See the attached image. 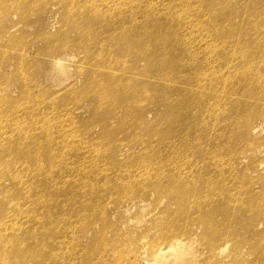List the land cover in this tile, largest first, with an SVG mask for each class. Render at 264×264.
Masks as SVG:
<instances>
[{"label":"rangeland","instance_id":"1","mask_svg":"<svg viewBox=\"0 0 264 264\" xmlns=\"http://www.w3.org/2000/svg\"><path fill=\"white\" fill-rule=\"evenodd\" d=\"M82 3L0 0V264L12 241L30 263L264 264L261 68L235 69L243 61L232 57L229 69H202L198 78L216 85L197 101L218 97L213 111L178 113L166 85H136L164 69L144 75L146 59L133 69L121 54L139 39L121 38L134 25L131 0ZM199 4L225 10L219 20L247 30V46L264 33V0H189L177 32L192 47L224 42L203 30L210 16L193 14ZM110 11L107 35L86 24ZM86 28L97 43L89 51Z\"/></svg>","mask_w":264,"mask_h":264},{"label":"bare ground","instance_id":"2","mask_svg":"<svg viewBox=\"0 0 264 264\" xmlns=\"http://www.w3.org/2000/svg\"><path fill=\"white\" fill-rule=\"evenodd\" d=\"M83 1L90 2L93 0H69V4L82 3ZM163 1L164 0H162V3ZM169 1L172 2V7H163L161 11L154 9L155 5H159L158 3L151 2L148 4L151 8H147L143 0H131V4L125 8L134 13L133 19L131 20L134 25H131L130 27H123L121 30V38L122 36L123 38H131L138 35L139 39L132 40L133 44L130 46H124L123 50H121V54H123V51L130 54L134 60V63L132 64L133 69H136L139 59H146L147 64L143 70L144 75H150L154 69H164L156 70L152 73L156 76V82L149 80L144 81L146 82L144 85L139 82L136 83V85L143 87L150 86V88L158 83H160V85H166L165 89L171 99L170 102L172 104V108H174V110L178 113L185 111L187 114L190 110L189 108H193L195 104L198 111H206L209 107L207 112H211L214 109V104L218 100V97L210 101H197L199 97L207 96L213 92L215 90L214 85H216V83H207L204 82V79L198 78V72L202 69L209 70L210 74L214 75L216 71L211 69H229L227 64L230 63L232 61V57H234L239 61H243V63L237 64L235 69H247V67H255L254 65H256L261 68L259 71L264 73V33L260 32V36L253 41L252 45L247 46V34H242L247 30L241 29L240 26H230L227 24L226 20H219L220 16H222L221 18L229 16L228 13L225 15V10L220 8L221 10H218L219 14L217 16L216 14L218 11H215L213 8H210L205 4L204 6L199 4L192 9L193 14L198 15L199 17H202V15L207 16V11L205 10L207 9L210 16V18H205L204 21L206 25L203 27V30L211 31V35L212 33H216L215 36L217 35L224 42L217 43L212 40V42L207 45L206 49L192 47L186 38H180L178 35L179 28L181 27L183 20L182 17L185 11L189 9V0ZM95 4L93 3L92 5ZM73 5L71 6L74 7ZM245 9L247 10V8ZM174 11L177 14L174 13ZM117 13L118 12L112 13L111 11L109 13L103 12L101 15L91 13V16L87 19V22L90 23H85H96L97 27L92 28L93 31L102 27L104 30L100 29L99 31H101L100 33H102L101 36L103 37L108 34V29H110V26L114 24L116 19H113L112 16ZM245 13L247 12L243 11V14ZM118 19L122 20L124 17H120ZM165 20L171 22V28H169L170 23H165ZM176 24H178L177 29ZM103 25L105 26L103 27ZM75 26L80 32L83 31V28L78 27V25ZM238 27H240V30H238ZM224 28H228V30H225ZM86 33L87 34L85 36L83 35L84 43L82 42V44L85 49L89 51L93 49L97 43H94V40L93 43L90 41L89 44H87V39H90L91 37V33L88 28H86ZM148 41L149 43H145ZM247 61L252 64L247 65ZM216 62L219 63V67L215 65ZM260 72H258V74H260ZM255 76H257V73L252 69L247 71V82ZM257 80H262L264 82V77L262 76ZM222 81H224L225 84L227 83V80ZM261 87L262 88L257 89L254 100L257 98L256 101L264 103V84H261ZM123 88L124 87L122 85L118 89ZM128 90L130 89L128 88ZM251 90L254 91L255 89L250 88L247 91ZM152 92L153 91H150V93ZM126 95L127 96L124 98L129 103L130 98H128V96L130 94L126 92ZM115 106H117L116 103H114L113 107ZM258 112H264V105L260 106ZM231 113L235 116H239L240 111L232 110ZM214 114L217 115L219 112L216 111ZM235 116L233 118H235ZM190 197H192L191 194L185 193L182 202H185L186 204L189 203ZM212 216V214L207 216L209 223H212L213 221ZM245 221L246 222H242L240 225L241 229L246 223L248 226V224L253 221V218H246ZM38 240L39 237L30 241H25L24 244H37ZM9 245L10 249L8 251H6V249L3 250L8 255L5 258V261L9 264H49L43 259L31 260L32 263L29 261H23L22 258L19 257V254H22L20 248L21 244L17 241H12ZM3 247L5 246L0 244V251ZM176 247L177 243L174 242L168 249H176ZM261 249H264V246H262ZM160 251H162V253L160 252L158 255L165 257V251ZM51 263L53 264L54 261H51Z\"/></svg>","mask_w":264,"mask_h":264}]
</instances>
